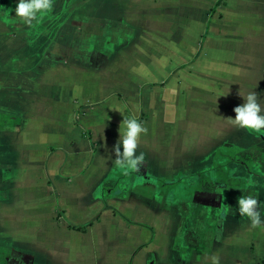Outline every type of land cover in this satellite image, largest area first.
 <instances>
[{
    "label": "crops",
    "instance_id": "obj_1",
    "mask_svg": "<svg viewBox=\"0 0 264 264\" xmlns=\"http://www.w3.org/2000/svg\"><path fill=\"white\" fill-rule=\"evenodd\" d=\"M18 3L0 0V248L19 264H264L263 176L257 192L225 188L213 221L195 214L217 188L190 207L158 185L232 139L240 91L264 107V0H53L31 26ZM124 116L148 129L127 175L112 163ZM249 193L259 228L238 211Z\"/></svg>",
    "mask_w": 264,
    "mask_h": 264
},
{
    "label": "rangeland",
    "instance_id": "obj_2",
    "mask_svg": "<svg viewBox=\"0 0 264 264\" xmlns=\"http://www.w3.org/2000/svg\"><path fill=\"white\" fill-rule=\"evenodd\" d=\"M5 9H6V7H5ZM0 10H1V5H0ZM192 119H194V118H192ZM7 120L10 121V119H7ZM187 120H189V118H187ZM193 121H197L198 123L202 122L201 118H196ZM192 124H194V123H190L189 125L192 126ZM242 130H243V132H241ZM260 133L264 134V132H260ZM188 137H189V135H188ZM226 143L227 144L225 146H222V147L223 148L226 147L225 152H227V154L233 153L237 157L238 160H236V162L228 163V165L226 166L227 167L226 170L217 169L216 166L214 165V162L211 163L212 158L214 159V156H215L214 155L215 153H212L209 156V158L207 157V159L203 160L205 162H202L201 164L195 165V166L192 165L190 167V169H192V171L188 172L189 175H188L187 179L184 180L182 183L178 184L174 189V190H176L177 195H179V197L177 198V199L180 198L179 203H182L185 199H187L185 196H188L187 195L188 193H185V191L190 190L193 187L192 184H194V182L196 180V177L194 175L195 173L201 174L205 178L210 179L214 184L216 183L217 189H215L211 192L212 198L210 200L211 207L214 208V210L211 211L212 216L209 213V217L210 218L213 217L214 219H216L219 215L225 216V214H226V201H228V199H226L224 196L225 188H231L234 185L235 189H242L244 187L245 189H250L252 191L257 192L259 189V187H256L257 181H258L257 177H259V176L264 177V168H263V166H261V163L258 162L259 161L258 160L259 148H257V147H259L258 143H261V144L264 143V135H263V137H261L252 131L240 128L238 131L233 133L232 139H228ZM229 161L231 162V158H229ZM237 161H238V163L241 162V163L245 164V170L249 171L251 168L252 171L249 174L250 177L246 176V175L242 176L241 173L244 170V168L241 165H243V164L238 165ZM221 166H223V165H221ZM233 176L236 177L235 178V184H233V182H232ZM229 178L231 179L232 185L226 187L224 183H225V180L229 179ZM246 178L248 179L247 183L241 182V181H243V179H246ZM219 180H221V181H219ZM218 181H219V184H218ZM152 191L153 192L158 191L157 186H156V181H153L152 183L147 184V193L149 192L150 194H152L153 193ZM166 193H167V190H166ZM177 199L174 201L175 205H177V201H178ZM192 199L185 200L186 204L190 207L197 205V203H195V200H192ZM200 200L205 203L204 198H201ZM198 201H199V199H198ZM227 208H228V205H227ZM206 215L207 214H205V213L197 212L195 214V216L198 217L197 222H199V221H213L214 220L213 218H211V220H210V218L209 217L207 218ZM11 237H15L13 233L11 234ZM77 246H73V247L77 248ZM62 249H65V250H63L64 252H61V256H68V259L70 261H71L72 257H76V256H78V254L80 252H83L81 248H79V250H77L79 252H77V251L72 252V248L68 247V246H65V247L63 246ZM0 250L3 251L4 255H6V256L8 255L10 257V264H19L17 262L18 256H16L15 253H14L15 255H13L12 251L8 252V250L6 248H2V247L0 248ZM24 258L26 259L28 264H37L33 261L34 260L33 257H24ZM64 261H67V259L65 258ZM83 262H80V263L89 264L88 261H83ZM72 263L77 264L76 261H72Z\"/></svg>",
    "mask_w": 264,
    "mask_h": 264
},
{
    "label": "clouds",
    "instance_id": "obj_3",
    "mask_svg": "<svg viewBox=\"0 0 264 264\" xmlns=\"http://www.w3.org/2000/svg\"><path fill=\"white\" fill-rule=\"evenodd\" d=\"M52 8L53 0H19L15 12L17 17L31 26L34 21L38 20V15L42 16L50 12ZM239 95L243 97L244 103L234 108L235 118L228 117V122L233 126L252 132H264V114H262L264 113V107L259 102L258 93L253 91L245 96L240 91ZM118 131L119 139L112 149L115 155V159L112 160L113 165L121 169L125 175L129 171H139L145 162V156L142 152L137 154V150L141 135L148 133L147 127L135 117L124 116ZM105 148L107 149L106 143ZM238 205L239 214L250 219L252 228L262 226L260 212L258 211L259 200L254 194L249 193L241 196L238 199ZM211 260L212 264H219L218 256L213 255Z\"/></svg>",
    "mask_w": 264,
    "mask_h": 264
},
{
    "label": "trees",
    "instance_id": "obj_4",
    "mask_svg": "<svg viewBox=\"0 0 264 264\" xmlns=\"http://www.w3.org/2000/svg\"><path fill=\"white\" fill-rule=\"evenodd\" d=\"M254 133L261 136V137H263V135H264L263 133H260V132L259 133L254 132ZM225 151H226V147H224V148L221 147L217 150V152L214 156V165L216 166L217 169L226 170V168H227L226 166L228 165V163H234V162H236V160H238L237 157L233 153L227 154V152H225ZM229 158H231V162L229 161ZM237 163H238V161H237ZM221 165H223V166H221ZM251 171L252 170L250 168L249 173H251ZM194 175L196 177V180H195L194 184H192L193 187L190 190L185 191V193L191 194L193 191H197V190H205V189H210L212 187L217 188L216 183L214 184L210 179L205 178L203 175L198 174V173H195ZM235 178L236 177L233 176V181H232L233 184H235ZM219 181H221V180H219ZM219 181H218V184H219ZM241 182L244 183V181H241ZM245 182H247V181H245ZM180 183H182V182L179 180H174L172 182L159 181L158 185H159V188H162V187L167 188V198L169 201H175L177 199L178 195L176 193V190H174V189ZM224 184L228 185V186L232 185L231 179L230 178L226 179ZM233 187H234V185H233Z\"/></svg>",
    "mask_w": 264,
    "mask_h": 264
}]
</instances>
